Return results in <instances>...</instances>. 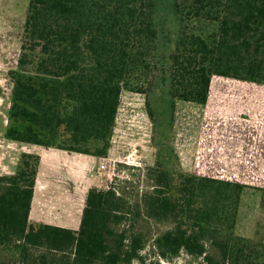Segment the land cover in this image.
Returning <instances> with one entry per match:
<instances>
[{"label":"trees","instance_id":"obj_1","mask_svg":"<svg viewBox=\"0 0 264 264\" xmlns=\"http://www.w3.org/2000/svg\"><path fill=\"white\" fill-rule=\"evenodd\" d=\"M216 75L264 84V0H29L5 136L107 157L127 89L146 95L158 152L136 200L91 187L79 229L30 220L40 156L23 152L0 175V264L146 263L147 249L264 264V235L237 233L248 184L185 170L173 146L177 103L207 104Z\"/></svg>","mask_w":264,"mask_h":264},{"label":"rangeland","instance_id":"obj_2","mask_svg":"<svg viewBox=\"0 0 264 264\" xmlns=\"http://www.w3.org/2000/svg\"><path fill=\"white\" fill-rule=\"evenodd\" d=\"M29 0H0V175L15 173L23 152L35 153L30 144H23L5 136L9 124L13 80L10 71L15 69L21 52L22 38ZM260 85V86H258ZM254 86V87H253ZM260 87V88H258ZM264 116V84L224 76H214L211 97L206 105L194 102L177 103L174 122V149L182 167L201 175L242 181L248 184L241 199L237 233L252 237L264 235V148H252L255 136L247 137L242 147L241 170L225 162L233 156L228 139L237 118L248 121L250 116ZM241 116V117H240ZM223 127V129H219ZM220 132V133H219ZM220 134L222 139H219ZM249 135V133L247 132ZM250 137V138H249ZM259 142V141H258ZM211 143V144H210ZM226 147H212L217 144ZM212 145V146H211ZM250 145V146H249ZM251 147V148H250ZM158 148L153 142V121L149 116L146 95L127 89L122 91L112 146L103 162L94 166V187L113 186L133 201L151 189L149 169L156 164ZM219 154L213 157V153ZM209 153V154H208ZM261 153V154H260ZM209 155V156H208ZM210 168H212L210 170ZM167 224L157 225L162 230ZM145 253V252H144ZM146 263L132 264H189L191 259L182 254L172 262H158L147 249Z\"/></svg>","mask_w":264,"mask_h":264},{"label":"crops","instance_id":"obj_3","mask_svg":"<svg viewBox=\"0 0 264 264\" xmlns=\"http://www.w3.org/2000/svg\"><path fill=\"white\" fill-rule=\"evenodd\" d=\"M247 120L243 121L242 118L235 119L233 126L229 128L231 130L224 132L226 137L230 135L228 139H232L234 142L230 145V149L233 150V156L229 160L223 157V160L237 165L239 170L244 164L242 161V147L247 148L245 141H247L248 136L251 137H249L250 139H252V136L258 137V139H253L252 148H264V116L256 117L252 115ZM219 129L222 130L223 127ZM216 136L222 139L220 134H216ZM30 145L34 147L33 152L40 156L30 220L37 223L79 229L88 190L94 187V180H96L94 166L99 161L103 162L104 157L36 144ZM221 145L219 143L216 146H211L219 147ZM226 146L223 145L221 147ZM215 155L219 156L217 152L216 154L213 153L214 158ZM256 166L260 167L257 168L259 172L264 171L263 165L260 166L256 163ZM261 178H264V176H261ZM226 179L234 180L229 177H226Z\"/></svg>","mask_w":264,"mask_h":264}]
</instances>
